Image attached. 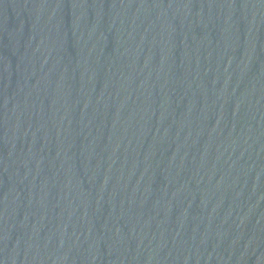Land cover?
Listing matches in <instances>:
<instances>
[{"label":"water","instance_id":"obj_1","mask_svg":"<svg viewBox=\"0 0 264 264\" xmlns=\"http://www.w3.org/2000/svg\"><path fill=\"white\" fill-rule=\"evenodd\" d=\"M0 264H264V0H0Z\"/></svg>","mask_w":264,"mask_h":264}]
</instances>
